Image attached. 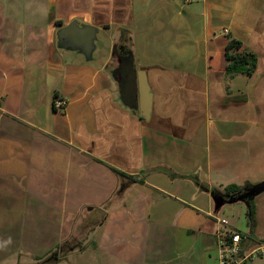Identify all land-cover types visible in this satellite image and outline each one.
Wrapping results in <instances>:
<instances>
[{
	"label": "crops",
	"instance_id": "1",
	"mask_svg": "<svg viewBox=\"0 0 264 264\" xmlns=\"http://www.w3.org/2000/svg\"><path fill=\"white\" fill-rule=\"evenodd\" d=\"M74 21L97 30L90 55L58 42ZM232 39L253 75L227 77ZM115 46L147 74L149 121ZM263 183L264 0H0V264H219V230L264 241Z\"/></svg>",
	"mask_w": 264,
	"mask_h": 264
},
{
	"label": "water",
	"instance_id": "2",
	"mask_svg": "<svg viewBox=\"0 0 264 264\" xmlns=\"http://www.w3.org/2000/svg\"><path fill=\"white\" fill-rule=\"evenodd\" d=\"M96 33L97 30L91 26H80L77 21L71 22L68 26L60 29L57 33L59 44L67 47H75L76 45L84 48L86 55L96 48ZM75 44V46H74ZM116 47L114 53L116 54ZM132 58V57H131ZM130 70V85L131 89L127 96L122 94V101L130 108H140L143 118L147 121L151 118L152 110V93L147 80L145 71L136 72L133 68L132 60L129 63ZM128 100L130 102H128ZM264 190V183L258 186L255 191L261 192Z\"/></svg>",
	"mask_w": 264,
	"mask_h": 264
},
{
	"label": "trees",
	"instance_id": "3",
	"mask_svg": "<svg viewBox=\"0 0 264 264\" xmlns=\"http://www.w3.org/2000/svg\"><path fill=\"white\" fill-rule=\"evenodd\" d=\"M243 44L235 39L229 41L226 47V59L228 61V66L226 70V75L229 79H232L239 75L251 76L255 73L257 68V57L251 52H240ZM114 172L119 176L123 177L125 174L114 170ZM172 174V173H170ZM193 181L196 184H200L197 176L193 177ZM250 189V198L252 199L254 195H256L255 187H251ZM244 190L243 187H239L236 185H232L226 188L227 192H242ZM249 191V190H248ZM248 215L250 217L251 225H254V217H255V204L253 200H248Z\"/></svg>",
	"mask_w": 264,
	"mask_h": 264
},
{
	"label": "built area",
	"instance_id": "4",
	"mask_svg": "<svg viewBox=\"0 0 264 264\" xmlns=\"http://www.w3.org/2000/svg\"><path fill=\"white\" fill-rule=\"evenodd\" d=\"M225 33L228 31L226 30ZM53 105L56 110H64L67 103L63 99L55 98ZM245 239L246 236L240 232L219 230L217 233L219 264H244L254 257H264V241L259 242L253 249L245 251L243 247Z\"/></svg>",
	"mask_w": 264,
	"mask_h": 264
},
{
	"label": "flooded vegetation",
	"instance_id": "5",
	"mask_svg": "<svg viewBox=\"0 0 264 264\" xmlns=\"http://www.w3.org/2000/svg\"><path fill=\"white\" fill-rule=\"evenodd\" d=\"M118 49H122L121 47ZM117 52V51H116ZM122 52V53H121ZM120 53H116V59H114L112 65L110 66V71L112 75L117 80V87L119 90V94L122 96H127L128 91L131 89L130 85V70H129V63L131 58V54L128 51L121 50ZM133 63V60H132ZM128 102H130L128 100Z\"/></svg>",
	"mask_w": 264,
	"mask_h": 264
},
{
	"label": "rangeland",
	"instance_id": "6",
	"mask_svg": "<svg viewBox=\"0 0 264 264\" xmlns=\"http://www.w3.org/2000/svg\"><path fill=\"white\" fill-rule=\"evenodd\" d=\"M122 50V49H121ZM121 50L120 49H118V47H116V51H117V53H120L121 52ZM113 52H114V48H113ZM122 53V52H121ZM226 216L227 217H230L231 219H235V222L237 223V224H240V225H242L241 224V220H242V218H241V216H240V214H232V213H226ZM247 217H248V219H247V221H246V223H248V226H249V228H245V229H241V231H243L244 232V234H249V231H250V227H252V225H251V221H250V217H249V215H247ZM253 222L255 223V217H254V220H253ZM233 226V225H232ZM236 227H240V226H236ZM80 247V246H79ZM82 251V250H81ZM84 251V250H83ZM86 251V250H85ZM80 252V251H79ZM92 256V251H86V252H84L83 254H80L79 255V253L77 254V260H75V264H112V262L110 261H108V259H106V258H104L103 256H102V258L101 257H91ZM259 257H254V258H252V259H250V260H248L247 262H245L244 264H248V263H250L251 262V260H254V259H258ZM77 261V262H76Z\"/></svg>",
	"mask_w": 264,
	"mask_h": 264
}]
</instances>
